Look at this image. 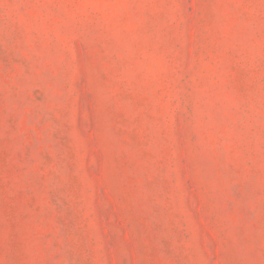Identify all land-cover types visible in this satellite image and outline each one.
<instances>
[{
	"label": "rangeland",
	"instance_id": "374dc122",
	"mask_svg": "<svg viewBox=\"0 0 264 264\" xmlns=\"http://www.w3.org/2000/svg\"><path fill=\"white\" fill-rule=\"evenodd\" d=\"M0 264H264V0H0Z\"/></svg>",
	"mask_w": 264,
	"mask_h": 264
}]
</instances>
